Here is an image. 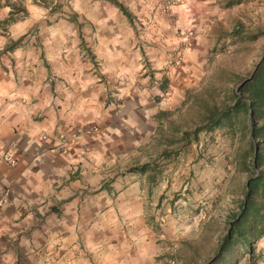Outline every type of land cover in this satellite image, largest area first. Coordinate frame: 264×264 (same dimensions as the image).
<instances>
[{
	"label": "crops",
	"instance_id": "obj_1",
	"mask_svg": "<svg viewBox=\"0 0 264 264\" xmlns=\"http://www.w3.org/2000/svg\"><path fill=\"white\" fill-rule=\"evenodd\" d=\"M218 9L0 0V264H159L169 134L207 81Z\"/></svg>",
	"mask_w": 264,
	"mask_h": 264
},
{
	"label": "rangeland",
	"instance_id": "obj_2",
	"mask_svg": "<svg viewBox=\"0 0 264 264\" xmlns=\"http://www.w3.org/2000/svg\"><path fill=\"white\" fill-rule=\"evenodd\" d=\"M217 3L207 81L191 92L187 107L176 114L175 125L182 131L202 126L211 107L230 103L232 87L249 75L264 52V34L254 40L231 35L238 22L243 25L244 36L264 32V0H217ZM241 118L238 116L234 121V127L241 126ZM169 136L174 141L168 142L169 149L176 148L178 155L167 163L171 179L175 178L171 180L175 192L164 203L169 218L164 213L163 219L160 218L166 224L161 228L159 264H191L192 261L205 264L214 256L211 246L225 232L226 216L236 210L233 201L241 197L246 173L238 170L234 156L249 148L248 140L246 136L230 132L227 125L200 130L185 145L179 134ZM157 150L154 149L151 161L158 163L162 153L156 154ZM160 165L165 167V163ZM260 243L261 239L255 243L254 257L257 264H264V246H257ZM248 259L235 245L223 254L218 264H248Z\"/></svg>",
	"mask_w": 264,
	"mask_h": 264
},
{
	"label": "trees",
	"instance_id": "obj_3",
	"mask_svg": "<svg viewBox=\"0 0 264 264\" xmlns=\"http://www.w3.org/2000/svg\"><path fill=\"white\" fill-rule=\"evenodd\" d=\"M12 9L7 22L14 20L12 15L16 9ZM242 29V23L238 22L231 35L243 40H254L264 34L258 31L251 36H244ZM238 116L242 118L241 126L237 128L234 127V121ZM225 125L230 132L246 136L248 140L249 148L234 156L238 170L246 173V179L240 191L241 197L233 201L236 210L226 216L224 234L217 237L216 244L210 248L214 256L205 264H218L223 254L230 252L235 245L248 255V264H257L254 244L264 236V52L249 75L240 78L232 87L231 102L207 110L202 126L183 131L180 141L187 144L189 137L195 138L200 130H212ZM147 166L142 165L140 169L132 167L128 171H144ZM191 264L196 262L192 261Z\"/></svg>",
	"mask_w": 264,
	"mask_h": 264
},
{
	"label": "built area",
	"instance_id": "obj_4",
	"mask_svg": "<svg viewBox=\"0 0 264 264\" xmlns=\"http://www.w3.org/2000/svg\"><path fill=\"white\" fill-rule=\"evenodd\" d=\"M176 2L177 0H157V3L160 6V10L163 13H170L172 8L176 5ZM187 44H188V38L186 37L174 48L173 50V56L175 59L174 62H179L183 59ZM65 143H66L65 137L61 136L57 148L58 149L65 148ZM1 158L11 166L16 165L17 163V159L14 157V155L8 152L3 153Z\"/></svg>",
	"mask_w": 264,
	"mask_h": 264
},
{
	"label": "water",
	"instance_id": "obj_5",
	"mask_svg": "<svg viewBox=\"0 0 264 264\" xmlns=\"http://www.w3.org/2000/svg\"><path fill=\"white\" fill-rule=\"evenodd\" d=\"M248 185V184H247ZM230 227V226H229Z\"/></svg>",
	"mask_w": 264,
	"mask_h": 264
}]
</instances>
